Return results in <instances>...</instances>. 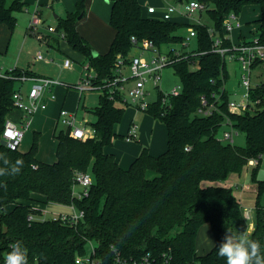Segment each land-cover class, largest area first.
Returning <instances> with one entry per match:
<instances>
[{"label":"trees","instance_id":"trees-1","mask_svg":"<svg viewBox=\"0 0 264 264\" xmlns=\"http://www.w3.org/2000/svg\"><path fill=\"white\" fill-rule=\"evenodd\" d=\"M198 1L207 5L212 26L149 16L140 0H111L110 24L115 36L103 54H95L76 27L80 15L85 14V0H77L74 11L57 17L53 42L59 45V33L64 32L63 39L89 61L98 79L111 76L120 57L128 62L131 51L138 49L142 41H153L161 47L182 43L183 28L193 27L196 31V47L192 51L180 50V57L170 65L180 77V93L170 96L166 106L162 105L160 95L146 111L166 126L167 149L154 155L148 146H143L127 168L106 148L113 146L119 136L125 139L116 126L129 104L118 103L106 93L100 94L99 103L92 109L96 115V120L90 122L95 129L93 137L81 140L64 129L55 130L54 162L37 157L39 131H35L27 151L6 147L2 135L14 110L13 95L20 88L18 77L41 75L16 67L0 76V155L9 160L8 166L0 160V167L10 171L17 160L23 162L18 174L0 176V264H4L11 251L10 245L17 241L27 249V264H76V255L86 252L89 241L96 245L102 264H115L111 246L125 256L170 251L173 264H226L216 247L227 230L244 231L247 222L234 188L220 182L232 173L241 174L252 158L259 162L251 171L257 197L250 236L260 242L264 253V178L257 175L264 155V84L251 91L253 100L261 98L254 111L231 112L230 93L225 87L229 78L226 62L221 53L213 50L214 41L209 33L213 27L223 36L225 15H240L246 4L256 3L261 9L256 20L259 38L264 43V0ZM26 4L25 0H0V26L6 24L13 31L17 14L27 9ZM224 44L231 45V41L224 39ZM170 54L177 57L173 50ZM203 97L207 104L217 105L209 115L199 113L204 106ZM227 118L237 131L245 133L244 145L218 137ZM77 171L91 172L94 178L83 198L73 194ZM37 202L74 204L85 215L75 225L42 219L43 206L36 205ZM8 206L10 210L5 211ZM206 223L211 226L215 243L199 254L197 235Z\"/></svg>","mask_w":264,"mask_h":264},{"label":"built area","instance_id":"built-area-1","mask_svg":"<svg viewBox=\"0 0 264 264\" xmlns=\"http://www.w3.org/2000/svg\"><path fill=\"white\" fill-rule=\"evenodd\" d=\"M207 5L198 0H187L184 10H179L175 5H168L165 10H158L157 6L149 5L146 12L149 16L160 18L164 20H174L175 14L181 16L192 15L195 11L205 10ZM30 13V20L27 31L37 37L40 41L46 39L49 34L57 33L56 25H51L45 21L41 10L36 6ZM201 23V22H200ZM243 22L240 15L235 12H230L225 15L223 19V36L218 33L213 27L209 28L210 36L213 38V50L221 53L226 58L236 60L239 63L241 77L240 84L244 89L241 93L240 99L229 98V109L231 112L244 113L247 110H252L261 102L260 97L256 99L251 98V91L256 87L264 84V43L260 42L259 34L251 39L246 35L240 33L234 37L235 31H241ZM188 35H184L185 39L182 43H168L161 47L154 44L153 41L145 40L141 42L138 48L141 53L130 56L128 62H124L120 57L117 60L111 76L98 79V73L89 61L83 65L84 75L74 84L69 85L65 81L51 76H27L22 75L18 77L20 83L25 81L30 82L27 92L21 87L14 92L13 107L15 111L20 112V117L17 120L11 119L9 116L5 122V128L2 135L3 144L10 149H18L24 140L26 132L31 128L34 116L40 111L46 110L48 107L46 94L49 99L55 100L57 93L55 87L64 86L66 88L73 87L79 92V98L85 91L100 90L106 93L111 99L118 103L132 105L139 110L147 111L151 103L158 99L160 95L163 106L169 105V97L178 95L181 91V86H175L171 91L164 92L160 88L159 81L162 79L163 70L176 61L181 54L182 49L187 46L189 40L195 38L196 31L193 27L187 28ZM63 39L64 32L59 33ZM224 39L231 41V45H225ZM165 50V46L171 45ZM177 44V45H174ZM181 46V48H179ZM173 50V57L170 53ZM145 51L152 52L150 57L144 55ZM39 60L54 61L52 57H45L39 53L36 57ZM73 60L70 57L64 58L62 67H73ZM260 69L256 72L258 83H253L252 78L254 70ZM0 76H6L5 73H0ZM261 77V78H260ZM260 78V79H259ZM131 81H134L131 84ZM155 91L156 99H150V96ZM202 108H199V113L209 115L213 110L217 109L216 104H207L203 97ZM13 110V111H14ZM58 123H61L63 129L68 131L69 135L85 140L95 135V129L91 126L87 119L79 120L77 117V108L71 110L67 107H60L58 114ZM77 123H80L78 125ZM231 129L224 130L223 140L235 143V135L238 131H234L229 118L225 121ZM89 124V125H88ZM138 124L132 122L128 133L125 135L127 141H132L138 136ZM258 158L249 160V165L255 166L258 164ZM94 178L91 172L77 171L73 183V194L78 198H83L89 192V188L93 184ZM82 186L81 190H76V185ZM71 210L69 212H59L51 217H46L44 213L41 215L42 219L51 218L53 220H60L70 225H75L85 215L84 211L78 209L74 204L68 205ZM254 210L244 208L245 218L248 222V231L251 232L254 228L253 213ZM90 251L84 254H78L75 257L76 264H102V259L97 254V247L92 241ZM114 252L113 261L115 264H173V255L170 251H164L160 255L152 252H146L137 256H125L116 247L111 246ZM188 264H199L198 262H189Z\"/></svg>","mask_w":264,"mask_h":264},{"label":"rangeland","instance_id":"rangeland-1","mask_svg":"<svg viewBox=\"0 0 264 264\" xmlns=\"http://www.w3.org/2000/svg\"><path fill=\"white\" fill-rule=\"evenodd\" d=\"M145 2L147 5L149 3H153L158 6V10L163 11L165 10V8H160L162 7V5H175L179 10H184L185 3L187 2V0H145ZM34 6H37L40 10H42V16L47 23L56 22L54 12H57L59 9L58 0H49L47 4L44 5H27V8L32 10ZM260 14V6L256 3L246 4L242 12L240 13L241 18L243 19V31L248 39L257 36L260 33L259 25L256 22V20L260 17ZM17 16L18 22L13 31L10 30V28L6 24H2L0 26V72L5 73L10 67H28L38 71L41 74L49 75L53 78H58L61 81H65L69 85L76 83L84 75L82 67L88 62L87 59L81 56L80 53L73 50L69 44H62L65 52H69L68 55L65 52H57L56 50L50 51L45 41H40L35 35L27 31V22L30 18V13L27 10H24L23 12L18 13ZM184 18L188 20L187 23L201 22L209 24L210 26H212L213 24V21L208 15L206 9L202 11L197 10L191 16L186 15L184 16ZM180 32L184 35H188V31L186 28H183L182 30H180ZM56 36L57 34H54V37ZM234 36L237 39L236 33ZM170 46H172V44L169 46H165V50L168 49ZM195 47L196 40L195 38H192L191 40H189L187 46H185L184 49L187 51H192ZM179 48H181V46H179ZM39 53H42L45 57H52L55 60H39L36 58ZM139 53H141V51L139 49L134 48L130 54L133 55ZM144 55L150 57L152 55V52L145 51ZM66 57H70L73 60V67H62V63L64 61V58ZM226 67L229 73V78L225 83V87L229 91L231 99L239 100L241 93L244 90L240 84L241 72L239 63L236 60H231L227 57ZM29 70L33 71L31 69ZM256 72H260V69L254 70V75L252 78L253 83H258ZM133 83L134 81H131V84ZM19 84L20 81L17 83V85ZM159 85L160 88L164 90V92L171 91L175 86H181L180 77L174 72L173 67L168 66L163 70L162 79L161 81H159ZM29 86L30 82L25 81L23 83V90L27 92ZM59 91L60 89H55V92ZM101 93L102 92L100 90L93 89L90 91H85L81 95V97L79 98L80 103L78 104L77 109V117L79 120L87 119L89 123L96 120V115L94 114L92 109L99 103V96ZM77 94H79V92L75 88L69 87V93L66 99L65 107L70 108L74 106V102H76L77 98L79 97V95L77 96ZM156 97L157 96L154 91L153 94L150 96V99L155 100ZM58 102L59 101L50 102L49 108L47 110H43L42 112H39L35 115V121L37 122L39 126L38 128H40L41 131V134L39 136V149L37 157L39 160L44 162L51 163L56 160V138L54 136V133L55 130L59 131L60 129H63L62 124L57 123L58 120L56 118V111L59 105ZM19 114V112L15 111L10 113L9 117L11 119L17 120ZM131 118H134V122L138 124L139 135L132 141H127L121 136L115 138L114 146L118 154L121 153L123 155H131V153L134 152V149H138L139 145L141 148L144 145L148 146L147 142L149 141H154L156 144H159L160 141L164 139L166 126H161L160 124H162V122L159 119H155L147 112L139 110L132 105L126 107L122 121L116 126V130L118 133H122L125 131V128ZM77 124L80 125V123ZM34 126L35 124L32 125L31 128L26 132L24 141H22L19 147L21 151H27L31 147L34 133L35 131L39 130ZM152 127H154V131H151ZM227 129L231 128L226 124L222 125L218 133V137L220 139L223 140V132ZM233 130L236 131L235 128ZM223 141L227 142L225 140ZM245 142V133L242 131H238V133L235 135L234 144L244 145ZM252 168L253 166L246 165L241 174H235L228 178L227 181L220 182V184L232 186L234 188V193L239 196L241 203L247 208H252L255 205L257 197L256 183L254 182V180H252L251 176ZM257 175L260 179L264 178V155L262 157L261 165L258 168ZM81 188L82 186L80 184L76 185L77 191L81 190ZM36 205L43 206V210L46 211V217L54 216L59 212H69L71 210L68 205H62L58 203L45 204L37 202ZM10 208L11 206H8L7 208H5V211H9ZM1 212L2 209H0V213ZM212 242V230L202 226L197 235V248H199L200 250H203V248L207 249ZM92 243L94 244L93 241ZM90 248L91 243H88L86 246V251H90Z\"/></svg>","mask_w":264,"mask_h":264},{"label":"crops","instance_id":"crops-1","mask_svg":"<svg viewBox=\"0 0 264 264\" xmlns=\"http://www.w3.org/2000/svg\"><path fill=\"white\" fill-rule=\"evenodd\" d=\"M25 1L27 2L26 5L30 6V5H44V4H47V2L49 0H25ZM140 2L142 3V6H143L145 11H146V9H147V7L149 5L157 6V5L153 4V3H149L147 5L145 0H140ZM76 3H77V0H58L59 9H58L57 12L56 11L54 12V16L56 18V22L55 23H52V22L49 23L48 22V23L51 24V25H56L57 24V17L58 16H64L67 12L74 11L76 9ZM85 5H86L85 14L81 18L78 19L76 27H77L79 33L83 37H85L86 40L92 45V47L94 48V51H96L97 53H101V54L106 53L108 51L109 47H110V44H111L114 36H115V30L110 24V14H111V7H112L111 0H85ZM166 7H167V5H162V7H160V8L164 9ZM34 8H35V6H34ZM28 10L31 11V9H29V8H28ZM41 13H42V10H41ZM240 19L243 22V19L241 18V15H240ZM29 20H30V18L28 19V22H27V28H28ZM174 20L180 21V22H187L188 21L186 18H184V16H181L180 14H175L174 15ZM11 33H12V31H11ZM235 33L237 34V36L240 33L245 35V33L243 31V28H242L241 31H235L234 35H235ZM53 37H54V35L49 34L47 40L45 41V43L49 47L50 51H55L56 50L57 52L64 53L65 50L63 49L62 44L67 45L68 43H66V41L64 39H61V41H60V43L58 45L57 43L53 42V40H54ZM55 45H58L59 48H56ZM65 53H67V55L69 54V52H67V51ZM13 68H16V67H10L8 70H12ZM19 68H23V67H19ZM24 69H31V70H33L34 72H36L37 74H39L41 76H49V75L41 74V73H39L38 71H36V70H34L32 68H28L27 67V68H24ZM0 73H3V72H0ZM19 85L23 89V83H20ZM55 89H60L59 92H56L57 93V98L55 100L49 99L48 95H46V99H47V103H48L47 109L49 108V103L50 102L59 101L58 102L59 105H58V108H57V111H56V118L58 120L59 109H60V107H63V106L65 107L66 99H67V96H68V93H69V88H66L64 86H57V87H55ZM78 95L79 94H77V96ZM79 100L80 99L78 97L77 101L74 102V106L70 107L69 109H71V110H74L76 108L78 109V104L80 103ZM12 112H15V111H12ZM17 112H19V111H17ZM40 112H42V111H40ZM19 117H20V114L17 117V119ZM132 122H134V118L130 119L129 123L127 124V126L125 128V131L122 132V133L119 132V134L125 136L128 133L130 125H131ZM57 123H58V121H57ZM34 124H35V126H34L35 128L39 127L37 122L35 121V116H34L33 121H32V125H34ZM160 125L161 126L163 125V127L165 126L163 123L160 124ZM38 129L39 130H37V131H39L41 133L40 128H38ZM165 130H166V132H165V135H164V139H162L159 144H156L154 141L147 142L150 152L152 154H154V155H157V154H160V153L164 152L167 149V147H168V145H167V129H166V127H165ZM151 131H154V127H152ZM138 135H139V132H138ZM56 145H57V141H56ZM144 146H146V145H144ZM141 149L142 148L139 145L138 149H134L133 150L134 152H132L131 155H128V154L123 155L121 153L118 154V152H116L115 146L113 145V146L107 147L106 151L114 153L115 156H116V159L121 164V166L127 168L132 163V161L138 156V154L140 153ZM55 153H56V147H55ZM233 175H235V174L234 173L230 174L228 178H230ZM237 197L239 198V196H237ZM39 206H42V205H39ZM243 207L247 208L244 205H243ZM249 209L254 210V206L252 208H249ZM252 213H253V211H252ZM253 219H254V213H253ZM203 226L206 227V228L211 229V226H210L209 223H206ZM214 243H215V237L213 235V242L211 243V245L207 249L203 248V250L202 249L200 250L199 248H197L198 253L199 254L205 253L206 251H208L214 245ZM205 246H207V245H205Z\"/></svg>","mask_w":264,"mask_h":264},{"label":"clouds","instance_id":"clouds-1","mask_svg":"<svg viewBox=\"0 0 264 264\" xmlns=\"http://www.w3.org/2000/svg\"><path fill=\"white\" fill-rule=\"evenodd\" d=\"M0 160H3L5 166L9 165V160L5 156L0 155ZM22 165L23 162L17 160L10 171L8 167H0V176L18 174ZM10 248L11 251L7 253L4 264H27V249L21 242L13 243ZM216 248L218 256L226 259V264H264L261 244L251 238L247 229L237 233L227 230Z\"/></svg>","mask_w":264,"mask_h":264},{"label":"water","instance_id":"water-1","mask_svg":"<svg viewBox=\"0 0 264 264\" xmlns=\"http://www.w3.org/2000/svg\"><path fill=\"white\" fill-rule=\"evenodd\" d=\"M177 1H181V0H177ZM79 18H81V15H80V17H79ZM94 53H95V54H98L96 51H94Z\"/></svg>","mask_w":264,"mask_h":264}]
</instances>
